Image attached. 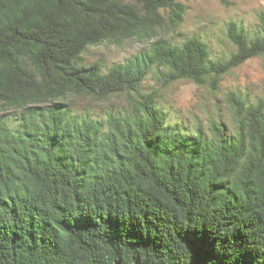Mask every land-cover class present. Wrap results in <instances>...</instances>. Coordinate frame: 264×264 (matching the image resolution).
<instances>
[{
  "label": "trees",
  "instance_id": "1",
  "mask_svg": "<svg viewBox=\"0 0 264 264\" xmlns=\"http://www.w3.org/2000/svg\"><path fill=\"white\" fill-rule=\"evenodd\" d=\"M227 5L226 0H220ZM177 0H0V264H264V99L225 101L232 128L169 124L166 87L264 56V11L214 59ZM148 43L107 70L90 48ZM79 99L101 107L81 111ZM121 100V102H120Z\"/></svg>",
  "mask_w": 264,
  "mask_h": 264
},
{
  "label": "rangeland",
  "instance_id": "2",
  "mask_svg": "<svg viewBox=\"0 0 264 264\" xmlns=\"http://www.w3.org/2000/svg\"><path fill=\"white\" fill-rule=\"evenodd\" d=\"M187 11L176 32L168 31L167 38L181 43L185 37L197 36L209 45L214 59H226L234 52L227 37L230 24L244 27L249 35L259 31V15L264 11V0H177ZM148 43L130 41L123 47L105 43L89 49L84 56L87 64L101 62L105 69L121 64L146 48ZM144 91L155 89L159 102L168 113L169 124H178L191 132L200 124L205 129L210 121H218L232 128L231 112L225 98L237 91L254 102L264 99V56L252 58L225 75L217 91L199 87L188 80H181L166 87L161 86L153 72H149L142 86ZM121 102V100H120ZM76 107L81 111L91 108L99 117L101 107L87 99H79Z\"/></svg>",
  "mask_w": 264,
  "mask_h": 264
}]
</instances>
